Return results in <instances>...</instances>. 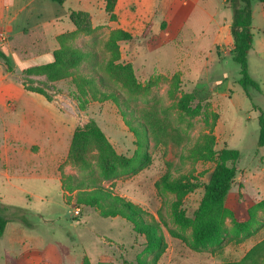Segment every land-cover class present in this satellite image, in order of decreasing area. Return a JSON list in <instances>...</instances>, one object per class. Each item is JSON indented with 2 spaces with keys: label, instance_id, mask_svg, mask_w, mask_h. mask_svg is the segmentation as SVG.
<instances>
[{
  "label": "rangeland",
  "instance_id": "1",
  "mask_svg": "<svg viewBox=\"0 0 264 264\" xmlns=\"http://www.w3.org/2000/svg\"><path fill=\"white\" fill-rule=\"evenodd\" d=\"M192 9L186 28L178 26L187 19L177 20L171 28L162 22L155 31L162 45L158 49L149 46L141 57L133 40L117 43L118 60L104 49L112 31L106 19L90 34H80L70 42L75 48L89 47L96 53L71 77L54 83L46 82L44 76L28 77L39 83L51 101L77 115V128L95 122L118 156L132 158L136 149L127 122L144 125L150 163L135 173L118 168L105 176L97 143L88 144L86 151L68 149L56 165L48 159L35 165L34 158L23 155L20 144L14 146L19 149L16 155L0 156V210L9 220L0 237V264H82L83 260L134 264L138 256L150 259L144 237L126 219L104 218L95 208L80 207L76 185L102 187L146 211L147 220L158 224L166 241L157 264H264V147L257 145L259 119H264V3H252L248 73L257 89H245L239 83L230 30H219L232 18L226 0H199ZM3 43L1 36V49ZM10 56L9 65L20 74L36 63ZM108 61L130 66L134 80L125 74L121 78L124 85L118 82L120 78L107 73ZM93 68L118 90V100L105 99L75 81ZM9 79L17 97L18 86L23 84L17 75ZM7 130L0 121V154ZM223 149H235L241 155L226 201L232 216L225 221V240L220 247L195 252L169 235L173 229L190 237L191 229L181 230L172 222L171 206L176 198L158 192L155 182L164 174L196 182L198 187L182 198L180 206L192 218L203 186L219 163L217 153ZM251 215L250 234L236 237L234 223H246Z\"/></svg>",
  "mask_w": 264,
  "mask_h": 264
},
{
  "label": "trees",
  "instance_id": "2",
  "mask_svg": "<svg viewBox=\"0 0 264 264\" xmlns=\"http://www.w3.org/2000/svg\"><path fill=\"white\" fill-rule=\"evenodd\" d=\"M58 5H62L65 0H49ZM117 0H105V11L111 19H114V7ZM264 3V0H257ZM231 7L232 18L230 23V34L233 40L232 59L239 66L241 78L239 83L246 89L247 86L258 88L255 81L251 79L248 73V54L253 47L252 24V3L253 0H226ZM69 20L75 27V30L67 32L57 37L58 48L53 52V61L48 64L32 66L22 71V84L27 91L43 95L51 101L39 83L32 81L30 76H44L46 82L54 83L65 80L73 75L83 62L96 53L89 47L80 49L75 48L70 42L80 34H90L93 31L91 17L85 12H71ZM132 36L121 29H114L104 43V49L112 54L115 60L119 59L118 45L120 41L132 40ZM0 59L3 61L8 72H12L7 56L0 50ZM107 73L115 74L119 81L126 74L133 81V73L130 66L115 65L108 61L106 65ZM75 81L81 85L91 88L95 94L108 99L118 100L119 93L115 87L105 83V78L98 73L97 69L89 70L87 76H77ZM34 84L36 86H34ZM124 85V84H123ZM79 88V85L77 86ZM85 96V91H81ZM183 108L187 105L182 102ZM83 107V105H82ZM130 124V132L135 136V152L132 158L118 156L114 152L111 144L108 142L104 133L93 121H89L82 129L77 128L73 133L70 148H77L86 151L90 143H97L100 150V161L103 174L110 176L115 174L117 169L135 173L150 163L148 153V135L147 130L141 123ZM258 147H264V119H259V135L257 141ZM240 152L235 149H223L217 153L219 163L214 167L210 174L208 182L203 186V195L193 217L185 215L184 210L180 208L182 198L194 191L198 184L186 178H173L170 174H164L155 182V188L158 192L171 193L176 200L171 206L172 222L181 230L190 228L191 236H186L181 232L169 229L171 237L181 240L185 245L195 252H203L208 249L220 247L225 240L224 224L227 218L232 216L231 211L226 205L228 195L235 183L238 173V164L240 161ZM79 190L78 205L89 206L98 210L100 216L104 218L121 217L130 222L135 233L140 234L145 239V250L150 255L148 261L137 257L134 264H157L166 250V241L164 235L154 220H147L150 215L138 205L125 200L124 198L113 195L107 189L102 187H81L76 185ZM264 202V201H262ZM260 204V203H259ZM251 220L246 223H234L235 233L238 237L241 233L250 234L249 227ZM8 219L0 210V237L3 236ZM264 258V253H263ZM82 264H91L88 260H83ZM101 264V263H98Z\"/></svg>",
  "mask_w": 264,
  "mask_h": 264
},
{
  "label": "crops",
  "instance_id": "3",
  "mask_svg": "<svg viewBox=\"0 0 264 264\" xmlns=\"http://www.w3.org/2000/svg\"><path fill=\"white\" fill-rule=\"evenodd\" d=\"M197 1L117 0L113 21L104 9L105 0H65L62 5L49 0H0V37L4 40L0 50L8 60L10 55H15L20 62L28 58L36 61L32 66L51 63L53 52L58 48L57 37L75 30L69 20L70 13L80 11L90 15L93 28L107 19L111 30L130 33L135 41L132 46L139 48L141 57L149 46L158 49L162 45L155 32L162 22L171 28L177 20L187 19L178 26L186 28ZM230 23L231 19L225 20L219 30H230ZM11 68L12 72H8L0 59V121L8 128L0 156L16 155L19 149L14 146L20 144L23 155L34 158L35 165L41 163L40 159H48L51 165H56L67 155L78 117L43 95L27 91L23 85L18 86L20 91L17 90L16 97L9 76L17 75L22 83V74L17 68ZM8 102L12 103L9 107Z\"/></svg>",
  "mask_w": 264,
  "mask_h": 264
},
{
  "label": "built area",
  "instance_id": "4",
  "mask_svg": "<svg viewBox=\"0 0 264 264\" xmlns=\"http://www.w3.org/2000/svg\"><path fill=\"white\" fill-rule=\"evenodd\" d=\"M79 211H80L79 209H76V210H75V213H76V214H78V213H79Z\"/></svg>",
  "mask_w": 264,
  "mask_h": 264
}]
</instances>
